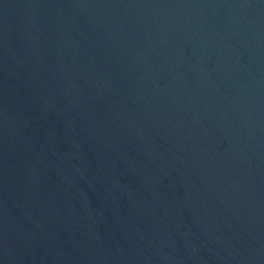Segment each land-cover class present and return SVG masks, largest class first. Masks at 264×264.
Wrapping results in <instances>:
<instances>
[{
  "label": "water",
  "instance_id": "95a60500",
  "mask_svg": "<svg viewBox=\"0 0 264 264\" xmlns=\"http://www.w3.org/2000/svg\"><path fill=\"white\" fill-rule=\"evenodd\" d=\"M0 264H264V0H0Z\"/></svg>",
  "mask_w": 264,
  "mask_h": 264
}]
</instances>
